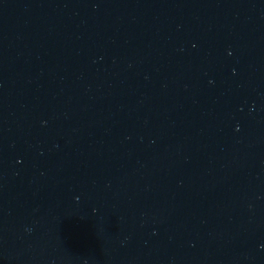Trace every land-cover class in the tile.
Returning <instances> with one entry per match:
<instances>
[{
  "label": "water",
  "instance_id": "water-1",
  "mask_svg": "<svg viewBox=\"0 0 264 264\" xmlns=\"http://www.w3.org/2000/svg\"><path fill=\"white\" fill-rule=\"evenodd\" d=\"M0 264H264V0H0Z\"/></svg>",
  "mask_w": 264,
  "mask_h": 264
}]
</instances>
